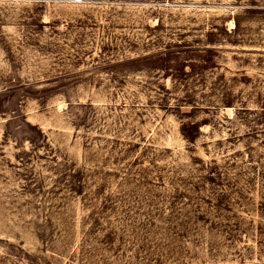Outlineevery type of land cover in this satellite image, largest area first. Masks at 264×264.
<instances>
[{"label":"rangeland","instance_id":"obj_1","mask_svg":"<svg viewBox=\"0 0 264 264\" xmlns=\"http://www.w3.org/2000/svg\"><path fill=\"white\" fill-rule=\"evenodd\" d=\"M0 264H264V0H0Z\"/></svg>","mask_w":264,"mask_h":264}]
</instances>
